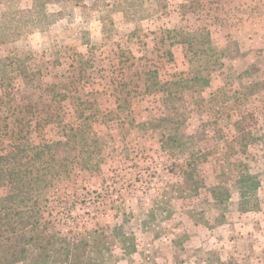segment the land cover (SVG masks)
<instances>
[{
  "label": "rangeland",
  "instance_id": "obj_1",
  "mask_svg": "<svg viewBox=\"0 0 264 264\" xmlns=\"http://www.w3.org/2000/svg\"><path fill=\"white\" fill-rule=\"evenodd\" d=\"M44 1L45 10L53 14L49 19L55 21L43 31L33 30L19 40L1 44L0 57L29 55V68H39L42 84L49 85L69 82L68 64L56 65L57 58L64 59L74 50L85 54L90 64L88 79L70 89V94L80 107L82 101L92 105L85 115H89L90 127L97 136L102 160L100 171L91 174L76 163L75 180L59 182L57 191L50 189L53 197L65 195L62 209L52 213L54 227L67 230L69 224L78 223L76 228L80 230L84 220L89 228L95 223L108 226L106 237L114 264H264V143L251 145L247 160V172L255 174L259 182L252 193L257 208L240 212L236 178L232 167L224 163L227 142L214 133L216 125L230 138L236 132L235 122H239L253 136L264 134V87H260L264 85V21L260 19L264 10L258 7L249 11V5L244 4L242 10L247 14H243L242 0H140L144 18L130 20V6L135 0H98L92 5L88 0ZM34 2L0 0V12L11 18L10 13L19 11L21 21L26 22L33 17ZM182 4H191L195 10L182 14ZM100 16H105L104 24ZM8 22H12L9 17ZM203 23L208 24L211 42L222 53V66L212 73L210 86L200 96L208 99L212 92L224 88L218 97L236 90L239 98L237 110L217 111L207 101L195 104L196 96L191 91L183 92L186 131L194 133L200 124L214 123L213 129L206 127L208 140L199 145L204 154L195 159L194 179L210 190L222 180L229 199L220 206L205 188L198 195H188L182 184L188 154L161 149L151 122L163 111L159 96L136 94L124 103L128 109L119 110L113 93L119 82L133 90L138 83L135 77L115 76L117 60L112 56L119 45L132 38L135 29L143 34L172 28L190 32ZM85 37L90 40V50L81 43ZM129 46L136 56L145 54L141 46ZM171 50L173 60L156 69L159 81L169 80L175 73L195 75L203 66L202 62H191L184 45L176 44ZM249 65L254 66L252 76L242 79V84L259 83L253 88L257 92L247 96L236 76ZM87 94L92 96L84 101ZM0 101L9 108L32 104L37 119L49 118L45 126L31 132L33 144L60 140L63 126L84 122V118L72 116L71 100H52L33 84L17 83L13 94L0 97ZM246 158L236 152L229 161L238 165ZM8 192V187H0V196ZM124 216L129 218L124 231L133 237L123 242L128 247L126 252L112 233ZM58 219L67 221L61 225Z\"/></svg>",
  "mask_w": 264,
  "mask_h": 264
},
{
  "label": "trees",
  "instance_id": "obj_2",
  "mask_svg": "<svg viewBox=\"0 0 264 264\" xmlns=\"http://www.w3.org/2000/svg\"><path fill=\"white\" fill-rule=\"evenodd\" d=\"M98 0H88V4L97 3ZM87 4V5H88ZM162 5V3L159 2ZM181 13L186 14L194 11L191 4H182ZM130 20L144 18L145 10L140 4V0H135L130 6ZM126 12H123L125 15ZM33 17L26 22L21 21L19 11L10 13L0 12V45L16 41L26 36L33 30L43 31L45 27L53 23L55 19L45 10V1L35 0L32 8ZM12 22L7 23V19ZM100 21L104 24L105 16H100ZM104 29V26H103ZM86 35V34H85ZM132 38L123 46L119 45L117 50L112 52L113 58L117 60L116 77H135L137 79L136 88L127 89L125 83L115 84L113 93L115 102L119 110H126V104L130 98L136 94H149L159 96L163 106L162 114L151 120L152 129L158 134V142L161 149L166 152H178L188 154L190 159L183 166V185L188 189V195H198L200 189H204L201 181L194 179V172L197 168L195 159L204 152L200 149V143L208 140L205 132L209 125L213 129L214 123L207 122L200 124L194 133L186 131V115L183 112V92L191 91L196 98L194 103L207 101L215 110H237L239 98L235 96L233 90L229 96L221 94L224 88L212 92L208 99L201 98V93L210 86L211 75L217 67L222 66V53L212 44L210 31L207 23L200 24L194 31H184L182 29H162L150 34L139 33L134 30ZM152 46H150V43ZM88 50L91 43L88 37L81 41ZM130 43L142 47L143 55L136 56ZM176 44L185 46L186 53L192 56L191 62H202L197 74H173L171 79L159 81L156 69L173 60L172 47ZM68 52V51H65ZM29 55H8L0 57V97L8 98L13 94L17 83L33 84L41 87L52 100L69 99L73 104V113L76 119L84 118V122H76L72 126H63V137L54 142L42 140L38 144H33L30 139L32 131L42 128L49 122V118L39 120L35 117L32 104L6 107L0 101V187H8L9 192L0 196V264H114L111 248L107 241L108 226L97 223L92 227H87V221L81 224V229L77 230L78 223L69 224L67 230L61 225L66 219L59 220L61 227L55 228L56 222L53 217L54 212L62 209L63 193L51 196L50 189L57 191L59 182H73L75 180L74 168L79 163L81 170L90 174L100 171L99 146L96 134L91 129L89 115L85 111L90 110L91 104H76L74 97L70 94V89H75L80 83L88 79L86 70L90 67L85 54L74 50L64 56V59L57 58L56 65L68 64L69 82L65 84H42L41 70H31L28 66ZM190 62V63H191ZM253 65L237 74L240 79L239 87L247 90V96L257 92L253 89L259 82H248L242 84V79H250V72ZM115 77V78H116ZM114 78V83H115ZM261 83H264L261 81ZM260 87H264L260 86ZM58 88V90H56ZM92 94L85 95V100ZM76 99H81L76 96ZM232 98L234 101L232 102ZM231 101V102H230ZM123 102V104H122ZM52 116V115H51ZM235 134L230 138L214 126V133H217L226 144L229 150L224 163L232 168L239 197V211L246 212L257 208L252 193L258 187L256 175L250 174L248 170V157L251 155L249 147L255 146L259 141L264 143L262 136H253L244 130L239 122H235ZM260 143V142H259ZM264 152V145L262 146ZM240 152L247 158L238 165L229 161L230 155ZM218 186H214L210 191L211 196L219 206L226 202L228 190L219 179ZM182 185V186H183ZM131 216V214H130ZM124 216L117 223L112 233L121 248L127 251L124 240L133 238L124 231L129 218ZM129 217V216H128ZM75 219H72V223ZM127 253H131L130 251Z\"/></svg>",
  "mask_w": 264,
  "mask_h": 264
},
{
  "label": "crops",
  "instance_id": "obj_3",
  "mask_svg": "<svg viewBox=\"0 0 264 264\" xmlns=\"http://www.w3.org/2000/svg\"><path fill=\"white\" fill-rule=\"evenodd\" d=\"M244 4L246 5H249V8H247V10L249 11H253L255 8H261V10H264V0H242V8H240V11H242L241 13H246L247 14V11L245 12L243 9V7L245 6ZM244 11V12H243ZM264 13V11H263ZM255 15V13H252ZM261 21H264V15L260 18ZM250 20H254V19H250ZM255 38H259L260 36L259 35H256L254 36ZM259 41V39H257Z\"/></svg>",
  "mask_w": 264,
  "mask_h": 264
}]
</instances>
